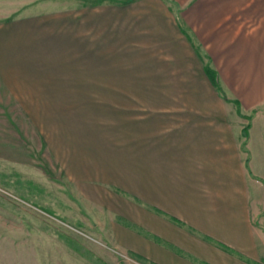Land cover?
<instances>
[{"label":"crops","instance_id":"1","mask_svg":"<svg viewBox=\"0 0 264 264\" xmlns=\"http://www.w3.org/2000/svg\"><path fill=\"white\" fill-rule=\"evenodd\" d=\"M44 3L56 5L36 10H71L83 16L76 29L63 28V53L79 56L63 61L179 67L191 60L182 49L190 42L179 24L207 48L206 60L235 105L246 110L264 102V28L245 31L243 10H235L239 0ZM148 46L158 48L150 54L155 57L133 58L143 55L133 48ZM118 73L104 78H131L126 71ZM126 84L64 85L43 92L48 96L40 100L45 114L56 119L46 145L64 173L80 191L94 192L138 227L111 220L103 237L110 246L156 264H260L259 244L246 214L245 163L238 161L240 146L230 134L225 106L213 103L204 90L199 89L204 93L198 98L197 87ZM171 95L186 97L172 102ZM174 247L188 259L176 255Z\"/></svg>","mask_w":264,"mask_h":264},{"label":"rangeland","instance_id":"2","mask_svg":"<svg viewBox=\"0 0 264 264\" xmlns=\"http://www.w3.org/2000/svg\"><path fill=\"white\" fill-rule=\"evenodd\" d=\"M239 1L235 10H243L245 31L255 25L259 26L257 32L263 31L264 0ZM55 5L44 0H0V264H156L110 246L103 235L111 220L138 227L110 210L94 192L80 191L46 145L56 119L45 114L40 100L48 95L43 92L64 85L124 86L125 82L127 86L197 87L198 98L205 92L213 103L225 106L230 134L237 136L235 144L240 146L238 161L245 163L246 214L259 244L260 264H264V102L246 110L235 105L213 64L206 60L207 48L196 44L179 24L190 42L182 49L191 59L179 67L143 61H63L79 58L77 53H63L60 41L63 28L76 29L83 16L71 10H36ZM157 49L133 48L143 54L133 58H153L156 55L150 54ZM205 68L216 73L219 90L204 78ZM124 71L131 78L105 79ZM94 75L102 77H90ZM171 97L172 102H178L186 96ZM172 251L188 259L189 255L177 247Z\"/></svg>","mask_w":264,"mask_h":264},{"label":"trees","instance_id":"3","mask_svg":"<svg viewBox=\"0 0 264 264\" xmlns=\"http://www.w3.org/2000/svg\"><path fill=\"white\" fill-rule=\"evenodd\" d=\"M205 73L208 79L211 81L212 85H214L219 90L218 82L215 78L216 73L208 68H205Z\"/></svg>","mask_w":264,"mask_h":264}]
</instances>
